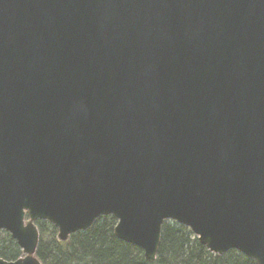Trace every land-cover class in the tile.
<instances>
[{
	"label": "water",
	"instance_id": "95a60500",
	"mask_svg": "<svg viewBox=\"0 0 264 264\" xmlns=\"http://www.w3.org/2000/svg\"><path fill=\"white\" fill-rule=\"evenodd\" d=\"M102 215L264 264V0H0V264Z\"/></svg>",
	"mask_w": 264,
	"mask_h": 264
},
{
	"label": "trees",
	"instance_id": "16d2710c",
	"mask_svg": "<svg viewBox=\"0 0 264 264\" xmlns=\"http://www.w3.org/2000/svg\"><path fill=\"white\" fill-rule=\"evenodd\" d=\"M115 223L114 216L102 215L87 229L59 241L56 228L46 220H38L36 255L42 264H256L238 249L222 254L209 251L186 225L169 220L162 224L156 259L148 262L140 247L114 235ZM20 254L9 232L0 230V257L13 260Z\"/></svg>",
	"mask_w": 264,
	"mask_h": 264
}]
</instances>
